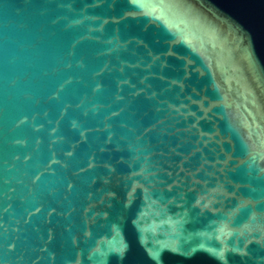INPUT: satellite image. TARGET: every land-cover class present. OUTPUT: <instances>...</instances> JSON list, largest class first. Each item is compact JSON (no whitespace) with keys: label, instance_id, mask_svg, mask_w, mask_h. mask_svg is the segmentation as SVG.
<instances>
[{"label":"water","instance_id":"water-1","mask_svg":"<svg viewBox=\"0 0 264 264\" xmlns=\"http://www.w3.org/2000/svg\"><path fill=\"white\" fill-rule=\"evenodd\" d=\"M0 264H264V0H0Z\"/></svg>","mask_w":264,"mask_h":264}]
</instances>
